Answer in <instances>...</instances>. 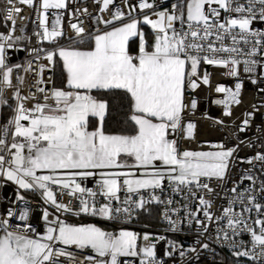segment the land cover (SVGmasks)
I'll use <instances>...</instances> for the list:
<instances>
[{
    "label": "snow or ice",
    "instance_id": "1",
    "mask_svg": "<svg viewBox=\"0 0 264 264\" xmlns=\"http://www.w3.org/2000/svg\"><path fill=\"white\" fill-rule=\"evenodd\" d=\"M5 3L0 109L9 114L0 124V186L10 182L16 191L15 200L0 211V264H166L156 250L166 237L125 227L151 214L152 204L164 205L161 216L170 231H179L186 220L202 235L215 223L216 243L227 245L237 258L264 264V179L257 184L246 170L227 190L233 195L220 215L206 198L215 192L213 181H225L243 141L209 144L210 150L181 146L195 138L196 124L187 119L198 106L192 93L211 86V73L201 71L202 65L238 77L243 64L245 73L259 69L264 77V59H257L264 57V31L252 27L253 21H264V0H121L120 5L94 0L97 26L88 30L82 21L72 23L75 35L66 37L67 43H61L65 34L59 14L51 28L47 25L48 11L66 10L67 0ZM20 5L35 8L42 31L34 35L52 45L27 51L47 63L7 59L8 49L30 40L23 26L14 34ZM75 13L90 15L86 7ZM45 69L51 73L47 79ZM20 70L34 72V83L27 84ZM57 71L59 84L53 79ZM249 78L257 83L255 76ZM242 86L237 80L234 89L215 87L224 94L214 101L223 105L224 116L232 115L231 105L242 103ZM252 114H244L238 131H245ZM253 161L264 168V152L247 159ZM90 177L95 188L85 184ZM244 180L250 184L240 188ZM166 186L172 196L164 199ZM23 192L38 194L42 201V231L30 222ZM175 195L186 201L180 208L172 207L179 203ZM17 201L23 203L19 210L12 206ZM181 211L183 217L173 219ZM73 216L95 222H71ZM245 234L249 239H240ZM196 244L209 249L199 238ZM196 252L195 246L184 248L169 239L164 255L178 254L183 261Z\"/></svg>",
    "mask_w": 264,
    "mask_h": 264
},
{
    "label": "built area",
    "instance_id": "2",
    "mask_svg": "<svg viewBox=\"0 0 264 264\" xmlns=\"http://www.w3.org/2000/svg\"><path fill=\"white\" fill-rule=\"evenodd\" d=\"M35 2V0H34ZM115 2L120 5L121 0H115ZM167 2V0H166ZM243 2V0H241ZM68 8L66 10H53L48 11L47 25L51 28L52 22L55 19V14L61 16V28L65 34V39H62L61 43H67L66 37L74 36V32L71 29L72 23L83 22V26L88 30H93L97 25L95 24L94 17L98 15L97 6L94 0H67ZM122 6V5H121ZM6 7L5 0H1L0 4V17L4 22L3 9ZM22 8L21 13L16 18V29L17 32L14 33L19 35V28L24 27V36L29 37V39H24L18 42V48H11L7 50V59L10 63H20L26 64L27 61L31 60L33 66L37 63H47L46 60L41 59L36 61L34 59L35 53H29L27 49L30 48H51L52 45L46 41L40 43L37 37L34 35L35 31H42L39 29V21L37 19V13L35 8H29L26 5H20ZM88 9L90 15H85L81 13H74L76 8ZM233 15H235L233 13ZM20 16L27 17V19L21 20ZM5 23V22H4ZM8 26H11V22H8ZM103 27V25H100ZM252 27L261 31H264V21H253ZM8 28L4 32H7ZM19 51L22 54L19 56ZM257 59H264V57L258 56ZM207 69L211 73V86H201L196 89L192 95H194L198 101L197 111L195 115L188 114L187 119H191L196 124L195 138L191 141L183 140L181 141L182 147H187L191 150H210L209 144L224 143L227 146H233L239 143V148L236 153H234V159L229 164L228 174L223 182V184H218L213 181V186L215 187V192L210 196L206 194L207 199H212L214 201L211 211L214 214L220 215L221 209L227 206V200L233 194L227 191L233 186V182H239L240 177L246 174V170H251V174L257 177V184H259L260 179H264V168H262L260 162L253 161L252 164L247 163V159L256 154V152H264V92L260 89L264 88V77L259 75V69L257 73L249 74L243 71V64L238 66L239 76L233 77L227 75V69L218 68L209 65H202L201 71ZM20 74L25 76L27 84H33L35 76L34 72L24 73L20 70ZM15 75V74H14ZM51 75L48 69H45L44 77L45 79ZM250 76H255L257 83L253 84L251 82ZM54 79V77H53ZM239 80L242 82L241 99L242 103L239 105H231V116L223 115V105L215 104L214 101L218 99H223V93H217L215 87L217 85H223L227 88L235 87V83ZM51 87V85H47ZM253 105H256L259 109L258 111L253 110ZM252 112V116L249 117L250 123L245 128V131L240 132L238 128L241 126L242 121L245 119V113ZM204 113L214 119H222L225 121V125H216L212 120L206 119ZM5 119L0 118V124L4 123ZM251 143V147H249ZM87 187L95 188L94 178H88L85 181ZM249 181L244 180L240 182V188L248 187ZM16 188L10 183L0 186V211H3L9 204L10 200H15ZM123 196V194H121ZM172 196L171 189L165 188V192L162 194V198L167 199ZM26 199L30 202L28 207L30 208V222L36 226L38 231L43 230V220L41 219V206L42 201L38 194L30 192V195H25ZM174 199L179 201V203H174L172 207L180 208L186 201L181 199L179 195H175ZM191 205H194V201H188ZM19 210L23 206L22 202L17 201L12 205ZM151 208V214L143 213L138 218L134 219L132 223L125 225L129 229H134L140 232L149 231L157 236L166 237L165 240L158 241L156 245L157 258L166 261V264H255L253 261H249L246 257H235L232 255V251L227 245L221 246L215 241V230L216 224L212 223L209 225V231L202 235L197 232L196 225L193 224L189 226L187 221L184 220L182 224L179 225L180 230L173 232L169 230V225L163 221L161 213L163 211L164 205L152 204L149 205ZM183 217V211H181L179 216H174L173 219H181ZM71 222H84L90 221L95 222V218L91 217H69ZM19 223V221H17ZM144 225H148V228H144ZM197 238L201 242H206L209 244V249H202L198 244H196ZM176 240L183 244L184 248L190 246H195L197 248L196 253H189L185 258L179 257L178 254L169 257L164 255V251L167 245V240ZM240 239L248 240L249 237L245 234ZM73 250V249H70ZM78 251V250H76ZM63 259V258H61Z\"/></svg>",
    "mask_w": 264,
    "mask_h": 264
},
{
    "label": "trees",
    "instance_id": "3",
    "mask_svg": "<svg viewBox=\"0 0 264 264\" xmlns=\"http://www.w3.org/2000/svg\"><path fill=\"white\" fill-rule=\"evenodd\" d=\"M6 30L5 23L0 17V32H4ZM54 80L56 81L57 84H59V72H56V75L54 76ZM1 116L3 119L9 114L7 110L1 109ZM24 195H30V192H23Z\"/></svg>",
    "mask_w": 264,
    "mask_h": 264
},
{
    "label": "rangeland",
    "instance_id": "4",
    "mask_svg": "<svg viewBox=\"0 0 264 264\" xmlns=\"http://www.w3.org/2000/svg\"><path fill=\"white\" fill-rule=\"evenodd\" d=\"M0 4H1V0H0ZM47 42V41H46ZM48 43V42H47ZM10 183V182H9ZM15 186V185H14ZM16 187V186H15ZM85 223L87 222H90V221H84ZM77 223V222H76ZM111 230V229H110ZM130 230H134V229H130ZM134 231H137V230H134ZM137 232H140V231H137Z\"/></svg>",
    "mask_w": 264,
    "mask_h": 264
},
{
    "label": "crops",
    "instance_id": "5",
    "mask_svg": "<svg viewBox=\"0 0 264 264\" xmlns=\"http://www.w3.org/2000/svg\"><path fill=\"white\" fill-rule=\"evenodd\" d=\"M1 115H2V114H1V109H0V118L2 117ZM10 184H11V183H10ZM11 185H13V184H11ZM13 186H14V185H13ZM14 187H15V186H14ZM15 188H16V187H15Z\"/></svg>",
    "mask_w": 264,
    "mask_h": 264
},
{
    "label": "water",
    "instance_id": "6",
    "mask_svg": "<svg viewBox=\"0 0 264 264\" xmlns=\"http://www.w3.org/2000/svg\"><path fill=\"white\" fill-rule=\"evenodd\" d=\"M22 54V52L21 51H19V56Z\"/></svg>",
    "mask_w": 264,
    "mask_h": 264
}]
</instances>
